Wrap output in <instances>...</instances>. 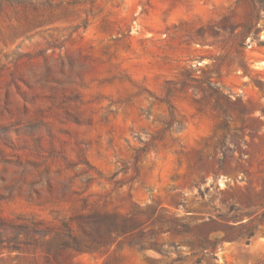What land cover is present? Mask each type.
Instances as JSON below:
<instances>
[{
    "label": "rangeland",
    "instance_id": "obj_1",
    "mask_svg": "<svg viewBox=\"0 0 264 264\" xmlns=\"http://www.w3.org/2000/svg\"><path fill=\"white\" fill-rule=\"evenodd\" d=\"M0 238V264H264V0H0Z\"/></svg>",
    "mask_w": 264,
    "mask_h": 264
},
{
    "label": "trees",
    "instance_id": "obj_2",
    "mask_svg": "<svg viewBox=\"0 0 264 264\" xmlns=\"http://www.w3.org/2000/svg\"><path fill=\"white\" fill-rule=\"evenodd\" d=\"M66 225V224H65ZM79 231L82 232L84 234V219L83 220H80L79 222ZM36 223L33 222V225H32V228L33 229H36ZM66 227L68 228L67 229V238L72 242V244L74 245V247L76 249H80V242L79 240L77 239V237L75 235H73V231L66 225ZM97 226H95V229ZM24 229H27V226H23ZM16 234H19V232H16ZM2 242V239L0 238V243ZM63 245L68 247L70 244L69 242H63Z\"/></svg>",
    "mask_w": 264,
    "mask_h": 264
}]
</instances>
